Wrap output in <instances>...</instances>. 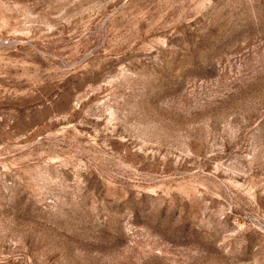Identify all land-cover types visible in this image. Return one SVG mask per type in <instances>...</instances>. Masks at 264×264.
Masks as SVG:
<instances>
[{"label":"rangeland","instance_id":"1","mask_svg":"<svg viewBox=\"0 0 264 264\" xmlns=\"http://www.w3.org/2000/svg\"><path fill=\"white\" fill-rule=\"evenodd\" d=\"M0 264H264V0H0Z\"/></svg>","mask_w":264,"mask_h":264}]
</instances>
